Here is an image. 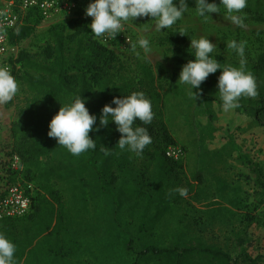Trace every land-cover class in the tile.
<instances>
[{
    "label": "rangeland",
    "instance_id": "rangeland-1",
    "mask_svg": "<svg viewBox=\"0 0 264 264\" xmlns=\"http://www.w3.org/2000/svg\"><path fill=\"white\" fill-rule=\"evenodd\" d=\"M208 2L219 4V0ZM187 4L189 10L183 18L171 28L162 29L163 32L155 31V21L151 17H138L124 25L129 43L123 38L106 43L98 38L118 53L110 69L113 80H137L139 63L152 67L157 86L165 94V120L176 140L173 145L184 152L183 159L175 163L173 170L161 172L159 163L150 157L151 146L140 156L120 149L115 151L106 181L112 175L117 176L118 184L133 188L125 196L126 202L117 215L120 231H108L103 202L94 199L90 190L82 187L79 177L57 180L40 172L36 174L39 166L29 174L20 163L14 166V155L10 168L16 173L11 176L14 181H9V127L17 118V104L24 97L20 80L15 78L19 85L17 95L0 105V194L13 183L31 182L35 190L37 188L35 203L46 194L42 184H49L56 190L63 204L64 224L73 237V242L63 246L70 264H157L154 259L138 258L136 251L141 244L153 242L166 246L178 238H199L207 244L220 246L238 264H241V254L264 256V187L249 164H255L264 178V73L255 70L258 57L264 53V0H247L243 10L245 28L232 25L222 13L200 18L195 14V0H187ZM77 16L85 18L88 25L91 23L80 6L72 16L61 14L45 19L32 13L27 22L33 25V32L15 44L18 53L21 50L41 52L48 42L50 25L67 23V32H73L76 24L68 20ZM182 29L187 34L177 32ZM207 35L218 47L213 57L225 65L239 66L240 60L225 47L226 42L231 39L247 42L246 71L256 79L258 96L242 98L238 109L223 110L217 92L221 69L202 82V91L195 97L187 85L178 81L182 66L190 59L176 61L172 57L174 51L177 47L189 48L191 38ZM141 36L149 39L152 47L148 61L137 58L131 50V45ZM137 51L143 55L141 49ZM47 161L49 159L43 157L40 164ZM158 184L164 188L165 200H156ZM176 187L186 188L187 196H170L169 191ZM27 225L25 217L9 227L21 233L20 229ZM7 226L0 221V233L6 235ZM130 239L132 251L126 248ZM16 240L19 247L25 245L22 233L17 234ZM32 248L35 251L26 253L20 264H62L61 257L49 252L43 238H35Z\"/></svg>",
    "mask_w": 264,
    "mask_h": 264
},
{
    "label": "trees",
    "instance_id": "trees-1",
    "mask_svg": "<svg viewBox=\"0 0 264 264\" xmlns=\"http://www.w3.org/2000/svg\"><path fill=\"white\" fill-rule=\"evenodd\" d=\"M73 1L82 11L90 2ZM31 14L26 16L23 24L9 33L12 44H18L32 34L34 27L27 22ZM68 21L76 24L73 32H67V23L50 25L47 31L49 39L41 52L21 50L13 61L14 76L23 85L24 97L19 100L18 116L11 121L9 127L11 138L10 149L7 152L9 181H14L11 176L14 177L16 173L10 168L14 155L20 159V164L26 167L29 174L39 166L36 174L40 172L57 180L79 177L82 187L89 189L94 199L103 202L108 231L111 229L120 231L121 223L117 215L126 202L125 196L132 192L133 188L131 185L118 184L117 176L112 175L111 179L106 181L111 159L119 149L116 144L121 135L116 130L114 122H110L107 127L101 126L99 131H90L89 136L96 141L97 147L80 156L71 155L65 148L59 146L55 139L49 138L48 124L59 108L68 103L73 96H82L85 99L89 112L97 115L98 124L102 107L106 103H111L113 96L142 91L151 101L154 112L152 122L141 125L147 128L152 137V143L148 145L152 149L150 157L159 163L161 172H165V169L173 170L175 163L179 161H174L165 154L166 148L176 143L165 120V94L159 90L154 71L146 63L137 64L139 72L137 80L120 82L113 80L110 77V69L118 57L116 50L93 36L85 18L77 16ZM191 51L190 48L177 47L172 57L176 61L184 58L194 59ZM255 70L259 74L264 73V53L258 57ZM112 106L115 107L114 104ZM43 157L49 161L41 165ZM249 164L256 173L259 184L264 187L261 171L255 164L251 162ZM42 185L46 194L34 203L36 188L30 211L26 215L0 220L8 225L5 236L16 245L17 264L22 262V257L26 253L31 254L35 251L32 242L38 237L45 240L49 252L61 257L62 264H70L64 245L73 242V237L63 221V204L56 190L49 184ZM165 199L164 188L158 184L156 200ZM25 217L28 219V225L20 229L25 245L19 247L16 236L21 233L9 225ZM126 248L133 250L132 239L127 241ZM136 252L138 258L154 259L157 264H238L223 248L207 244L199 238L189 240L178 238L166 246L145 242ZM240 258L241 264L264 262L262 255L252 257L241 254Z\"/></svg>",
    "mask_w": 264,
    "mask_h": 264
},
{
    "label": "clouds",
    "instance_id": "clouds-1",
    "mask_svg": "<svg viewBox=\"0 0 264 264\" xmlns=\"http://www.w3.org/2000/svg\"><path fill=\"white\" fill-rule=\"evenodd\" d=\"M195 14L200 18L211 17V13H222L224 19L232 25L245 28L243 10L247 7V0H195ZM187 0H90L84 9L85 15L91 17L88 27L95 38H102V42L115 39L121 33L128 21L138 17H151L155 21L156 32L171 28L188 12ZM187 34L186 30H179ZM246 41L231 39L226 42V48L234 52L239 58V66L220 63L213 57L218 50L217 44L207 36L191 38L190 53L194 59L188 60L180 71L178 81L187 85L194 97L201 90V84L210 74L221 69L217 79L219 100L223 110L229 112L240 107L242 98H256L258 96L257 82L251 72L246 71L245 49ZM137 48L141 49L143 55ZM132 52L137 58L145 61L151 59L152 47L149 39L141 36L131 45ZM198 90L194 92L193 90ZM19 85L11 70L0 66V105L7 104L17 95ZM115 105L113 107L112 105ZM154 118L151 101L144 92L136 91L124 96H113L111 103H106L99 116L91 114L82 96H73L68 103L63 104L48 124V137L55 139L59 146L65 148L71 155L80 156L89 150H95L96 141L89 136L90 131H99L100 127H107L114 122L116 130L121 134L116 145L124 152L136 156L143 154L145 148L152 143L146 127ZM137 121L140 123L138 124ZM95 125V127H94ZM170 196L178 194L185 197L188 191L184 187H176L169 191ZM16 245L3 233H0V264H17L15 258Z\"/></svg>",
    "mask_w": 264,
    "mask_h": 264
},
{
    "label": "built area",
    "instance_id": "built-area-1",
    "mask_svg": "<svg viewBox=\"0 0 264 264\" xmlns=\"http://www.w3.org/2000/svg\"><path fill=\"white\" fill-rule=\"evenodd\" d=\"M77 9L78 4L73 0H0V66L8 67L14 76L13 61L18 56V50L16 45L11 43L9 33L23 24L27 15L38 12L41 17L49 19L61 14L72 16L76 14ZM124 32L123 26L115 40L123 38L129 43L130 38ZM165 154L174 161H180L184 157L183 150L175 145L168 146ZM13 162L14 166L18 167L20 159L15 156ZM34 190L31 182L9 185L4 193L0 194V220L26 215L31 208Z\"/></svg>",
    "mask_w": 264,
    "mask_h": 264
},
{
    "label": "crops",
    "instance_id": "crops-1",
    "mask_svg": "<svg viewBox=\"0 0 264 264\" xmlns=\"http://www.w3.org/2000/svg\"><path fill=\"white\" fill-rule=\"evenodd\" d=\"M251 147V146H250ZM249 148L248 146L246 147V149Z\"/></svg>",
    "mask_w": 264,
    "mask_h": 264
}]
</instances>
